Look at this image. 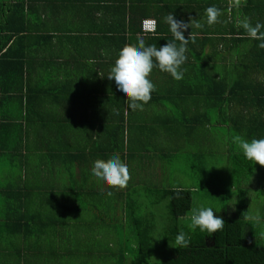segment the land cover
I'll list each match as a JSON object with an SVG mask.
<instances>
[{
    "label": "crops",
    "instance_id": "1",
    "mask_svg": "<svg viewBox=\"0 0 264 264\" xmlns=\"http://www.w3.org/2000/svg\"><path fill=\"white\" fill-rule=\"evenodd\" d=\"M234 3L236 0H24V20L15 18L8 25L23 26V38L11 48V55L0 54V142H23L18 150L22 153L17 162L15 156L11 158V166L24 167L30 180L39 178L46 185L52 170L53 175H80L95 160L109 159L114 155V137H121L140 146V152L131 157L118 152L128 170L147 175L149 170L156 175L153 164L146 167V161L151 163L157 156L152 154L166 158L173 143L188 138L176 134L174 127L182 125L176 123L175 112L171 113L176 90L182 86L154 67L148 76L155 85L151 99L142 109L132 110L107 74L119 51L125 45H136L138 38L157 48L171 41L164 20L167 15L190 24L184 32L187 38L193 36L197 23L202 25L200 31L207 29L209 7L241 10ZM5 16L0 7V46L10 34L2 31ZM147 19L155 21L154 32L143 30L142 22ZM185 55L183 78L193 73L190 40ZM163 95H169L168 99L163 100ZM119 126L125 129L115 131ZM204 139L202 145L209 142ZM193 142L197 141H186ZM50 144L60 149L55 157L49 153Z\"/></svg>",
    "mask_w": 264,
    "mask_h": 264
},
{
    "label": "trees",
    "instance_id": "2",
    "mask_svg": "<svg viewBox=\"0 0 264 264\" xmlns=\"http://www.w3.org/2000/svg\"><path fill=\"white\" fill-rule=\"evenodd\" d=\"M244 1L238 13L233 10H219L216 23L208 25L203 31L196 28L192 36L195 38L194 41L189 39L194 56V62L191 64L193 73L177 81L184 88L180 87L176 90L175 109L171 113L175 112L176 123L182 125L174 127L176 131L178 130L176 134L180 136L183 133L186 138L188 136V140H196L194 144L191 143L193 146L198 144L202 146L200 141L205 138V135H214L217 132L231 139L235 135H240L249 141L253 138H264V48L259 47L261 41L250 38L241 26L244 21L253 26L257 23L264 25V0ZM0 7L6 14L2 31L10 32L1 43L0 54L9 56L12 54L11 48H14V44L24 35L23 26L21 28L8 26L15 18L24 20V0H15L11 4L0 0ZM261 31H264V28ZM10 40L12 43L3 52V48ZM197 56H201L202 59L199 58L196 61ZM220 60L225 62L221 64ZM185 88L189 91L185 92ZM168 96L163 95L162 99H168ZM128 117L131 118L129 115ZM214 121L217 125L223 126L224 130L212 129ZM124 129V126L115 127V131L122 132ZM20 146H23V142L18 139L13 143L1 141L0 161L11 160L15 156L13 161L17 162V155L22 153L19 152ZM111 148L122 153L123 157L126 154L131 157L140 152L139 142H128L121 137H114ZM57 150L60 149L56 148L55 144H50L49 153L53 157L58 153ZM114 151L112 154H115ZM208 156L210 157L211 154ZM226 159L231 177L228 184L229 190L224 193L210 190V196L221 202L220 205L226 209V212L229 199L237 196V201L234 203L236 210L234 215L224 213L226 216L221 217L225 222L223 228L211 236L200 232L199 229L190 231L188 228L190 222L181 221L192 209L193 190L177 187L163 188L158 191L159 198L156 203L168 200V212L174 223V234L166 241V245L171 246L174 253L160 261L150 262L154 252L151 224L153 220L138 217L136 206L132 198L130 199V195H127L128 198L126 197V202L123 201V203L126 205L125 208L128 210L136 234V244L133 248L135 254L130 264H264L263 239L259 234H254V224L248 221L247 191L241 188L244 182L252 180L255 175L260 179L264 177V166L245 159L242 153L235 150L232 142L228 144ZM197 166L203 169V166ZM16 168L22 171L20 182H10L1 187L5 204L1 207L3 219L0 224V243L6 244L13 239L21 238V245L31 249L32 243H41L45 237V230L66 229L70 222L66 221L67 217L53 216L50 210L45 208V201H60L56 195L60 188L58 189V186L53 183L56 182L58 185L61 182L57 178L54 180V170L50 172V178L47 181L48 185L53 184V187H50V195L38 199L35 202L40 204L35 205L32 189L36 188L41 192L47 184L45 185L39 178L30 180L29 176L24 174V167L19 165ZM203 170L202 183L208 187V178H211L213 173L208 169L204 174ZM81 172L83 173L82 169ZM82 173L67 174L69 185H72L74 190L68 191L65 185L61 184V187L64 186L60 191L62 195L60 198L64 200L90 196L87 186H84L88 184V178ZM59 175L63 182V175ZM235 186L240 190L239 196L232 192ZM262 186L264 187V183ZM115 193L113 191V195ZM122 195L124 199L123 192ZM118 196H121V193ZM79 206H76V211L81 212L82 208ZM70 209L69 206L64 207L63 214ZM57 226L59 227L56 228ZM181 231L186 233L189 243L185 247H173L175 237ZM6 246L12 249L11 243ZM116 253L113 252L110 256L114 259L118 257ZM120 257L122 258L121 255Z\"/></svg>",
    "mask_w": 264,
    "mask_h": 264
},
{
    "label": "rangeland",
    "instance_id": "3",
    "mask_svg": "<svg viewBox=\"0 0 264 264\" xmlns=\"http://www.w3.org/2000/svg\"><path fill=\"white\" fill-rule=\"evenodd\" d=\"M244 2V0H236L237 7L243 6ZM236 3L234 4L236 5ZM233 11L239 12V10ZM224 62L225 60H222V63ZM213 128L224 130L223 126L217 125L215 121ZM215 134L209 135L210 139L205 138L204 140H210V142L202 146L200 144L193 146L186 143V140L180 139L171 145L173 150L168 151L166 158L162 157L161 153L152 154V156L157 155L159 158L157 156L152 157L153 162L151 161V163L146 161V167L153 164L152 169L154 168L158 173L154 175L152 171L147 170V175L145 171L140 174L138 169L129 170L130 179L127 186L122 189L110 188L98 181L92 176L91 169L87 167L81 173L88 178V184L84 186H87L90 196L63 200L60 198L62 197L60 191L63 186L65 185L68 191H72L74 188L69 185L67 174L63 175L64 181L62 182L61 177L55 173L54 176L61 182L55 185L60 188L56 192L60 201H45V208L50 210L49 212L53 216L67 217L66 221L70 222L69 227L59 231L55 228L45 230V237L41 243H32L31 249L21 245V238L13 239L6 244L0 243V264H130L135 254L133 248L136 244V234L128 210L125 208L126 205L123 203V201L126 202L127 195H130V199L132 198L138 217L153 220L151 224L153 226L152 246L154 252L150 257V262H157L172 255L174 249L171 246L168 247L166 241L168 237L174 234V223L168 212V200L156 203L159 198L158 191L163 190V188L177 187L191 189L193 190L192 209L202 205L212 206L214 213L220 217L235 213L234 203L237 201V196L229 199L227 212L221 207V202L210 196V190L218 193L227 192L231 179L226 151L232 139L226 135ZM1 164V172L4 176H0V224L3 219L1 207L5 204L1 187L10 184V182L14 183V181L19 183L22 173L21 169L11 166L10 159L4 160ZM197 165L203 166L204 170ZM208 169L213 173V176L208 178V187H205L202 183L201 174L202 170L205 174ZM259 179L256 175L253 176L252 180L244 182L241 188L247 191L248 221L254 224V234L261 236L264 245V187L262 186L264 177ZM61 184L64 185L61 187ZM50 187H53V184H47L41 192L32 191L34 202L50 195ZM113 191L116 192L114 195ZM239 191L237 186L232 190L238 196ZM109 192L111 195L108 194ZM40 193L41 198H39ZM120 193L121 196H118ZM36 204L40 203L35 202ZM77 205L82 208L81 212L76 211ZM67 206L71 209L63 214V209ZM192 209L181 221L190 222ZM10 243L12 249L6 246H9ZM15 248L18 250H14ZM113 252H117L118 257L113 259L110 256Z\"/></svg>",
    "mask_w": 264,
    "mask_h": 264
},
{
    "label": "clouds",
    "instance_id": "4",
    "mask_svg": "<svg viewBox=\"0 0 264 264\" xmlns=\"http://www.w3.org/2000/svg\"><path fill=\"white\" fill-rule=\"evenodd\" d=\"M206 14L208 25L217 22L218 9L209 7ZM164 20L169 25V31L173 37L171 41L157 48L152 45L146 46L144 41L138 38L136 45H125L119 51L117 59L107 74V78L115 82L116 90L125 97L127 106L132 110L142 109L143 105L151 99L155 85L148 76L154 67L169 73L177 81L184 77L181 65L187 60L186 45L189 38L193 41L195 38L189 36L186 38L184 35L190 27L189 23L175 19L173 14L167 15ZM241 26L250 38L261 41L259 47L264 48V31H261L264 25L257 23L253 26L244 21ZM195 27L201 28L202 25L197 23ZM177 41L180 42L179 46ZM232 143L235 150L242 153L245 159L264 166V138H253L249 141L240 135H235L232 137ZM90 171L92 176L110 188L122 189L127 186L130 179L128 166L118 154L112 155L107 160H95ZM108 194L111 195V192ZM224 223L220 216L214 215L212 206L202 205L192 209L188 228L190 231L199 229L200 232L211 236L223 228ZM188 243L189 238L185 232L181 231L176 235L172 246L180 248L187 246Z\"/></svg>",
    "mask_w": 264,
    "mask_h": 264
},
{
    "label": "built area",
    "instance_id": "5",
    "mask_svg": "<svg viewBox=\"0 0 264 264\" xmlns=\"http://www.w3.org/2000/svg\"><path fill=\"white\" fill-rule=\"evenodd\" d=\"M142 28H143V30L145 32H154L155 29H156L155 21L154 20H149V19L144 20L143 23H142Z\"/></svg>",
    "mask_w": 264,
    "mask_h": 264
},
{
    "label": "bare ground",
    "instance_id": "6",
    "mask_svg": "<svg viewBox=\"0 0 264 264\" xmlns=\"http://www.w3.org/2000/svg\"><path fill=\"white\" fill-rule=\"evenodd\" d=\"M229 102V101H228ZM224 145V144H223Z\"/></svg>",
    "mask_w": 264,
    "mask_h": 264
}]
</instances>
